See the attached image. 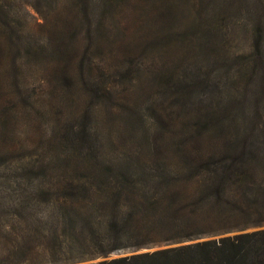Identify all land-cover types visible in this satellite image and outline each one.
<instances>
[{
  "label": "rangeland",
  "instance_id": "rangeland-1",
  "mask_svg": "<svg viewBox=\"0 0 264 264\" xmlns=\"http://www.w3.org/2000/svg\"><path fill=\"white\" fill-rule=\"evenodd\" d=\"M98 1L0 0V231H13L12 241L0 240V251L21 244L18 216L9 218L7 213L16 211L24 198L34 197L33 168L160 162L203 165L208 156L220 164L235 153L233 145H242L243 136L251 138L264 124V56L257 58L255 47L257 40L264 44V0H205V4L184 0L181 18L163 32L164 49L134 59L131 55L140 54L139 50L119 40L126 29L128 38L140 34L141 23L147 25L156 0H108L109 6ZM85 2L92 8L89 20ZM203 20L214 32L212 43L218 46L219 62L212 68L198 61L200 73L210 82L222 72L218 80L220 90L225 84L224 102L231 99V117L245 121L249 132L241 127L239 134L219 133L214 125L213 133L207 132L194 107L201 99L216 105L221 96L204 87L203 98L192 96L187 104L191 110L172 115L169 124V112L180 105L170 99L158 102V89L141 81L131 69L140 63L143 69L175 64L176 72L189 70L197 43L192 23ZM90 30L93 40L87 37ZM51 48L77 55L70 78L64 77L66 61L46 59L38 52L49 55ZM84 56L91 58L86 65L93 63L87 74L77 66L85 61ZM134 104L141 120L131 117ZM79 125L95 137L93 145L85 143L88 148L77 149L71 143L70 128ZM227 138L231 145H225ZM258 162L250 160V165L264 163ZM36 242L33 239L31 244ZM162 247L122 250L109 258Z\"/></svg>",
  "mask_w": 264,
  "mask_h": 264
},
{
  "label": "trees",
  "instance_id": "trees-1",
  "mask_svg": "<svg viewBox=\"0 0 264 264\" xmlns=\"http://www.w3.org/2000/svg\"><path fill=\"white\" fill-rule=\"evenodd\" d=\"M183 1L156 0L147 25L141 23L140 34L128 38L127 29L123 30L124 37L119 42L140 52L131 58L164 49L163 32L181 18ZM98 2L110 5L108 0ZM201 2L205 4V0ZM90 6L85 2L87 20L92 18ZM205 23L204 20L192 23L197 43L189 70L176 72L175 64H163L154 69L149 65L143 69L140 63L131 69L141 81L151 82L158 89V102L170 99L180 105L181 108L169 112L171 115L166 119L169 124L172 115L191 110L187 104L192 96L203 98L204 87L210 88L219 99L221 96V101L216 105L202 99L198 102V107L194 108L199 124L210 133H213V125L219 133L249 132L245 121L231 117V99L224 102L221 91H225V84L220 90L218 80L222 72L210 82L200 73L198 61H206L212 68L219 62L218 46L212 43L214 32ZM100 34L102 37V31ZM89 35L87 37L92 39V30ZM255 47L257 58L264 56L263 42L257 40ZM38 52L46 59L66 61L64 77L70 78L69 69L77 55L68 56L57 48H51L49 55ZM83 58L85 61H79L81 65L77 66L87 74L93 63L86 65L91 58ZM134 79L136 77L133 82ZM104 81L108 83L107 78ZM94 82L96 85L98 81ZM135 86L138 87V83ZM199 91L201 94H197ZM139 116L138 105H131V117L141 120ZM188 120L186 117L185 126ZM208 122L211 124L207 125ZM158 123L155 120L157 128ZM68 135L77 149L88 148L85 143L93 145L95 140L81 125L71 127ZM229 138L225 145H231ZM233 147L236 148L232 157L220 164L208 156L202 161L203 165L160 162V165H42L33 168L34 197L24 198L16 211L7 213L9 218L18 216L21 244L8 245L0 251V264H264V163L250 165V160H259L258 164L264 162V124L251 138L243 136L242 145ZM243 156L252 158L243 159ZM239 160L244 162L237 165ZM250 228L253 229L248 230ZM1 233L0 240L12 241L11 229ZM33 239L37 240L36 244H31ZM157 245L165 247L109 258L122 250ZM98 258L103 259L96 261Z\"/></svg>",
  "mask_w": 264,
  "mask_h": 264
}]
</instances>
